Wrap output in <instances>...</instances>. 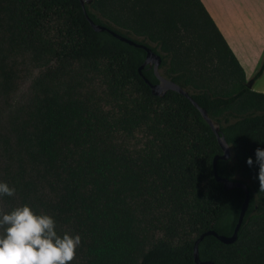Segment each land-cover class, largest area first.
I'll return each instance as SVG.
<instances>
[{
    "label": "trees",
    "instance_id": "16d2710c",
    "mask_svg": "<svg viewBox=\"0 0 264 264\" xmlns=\"http://www.w3.org/2000/svg\"><path fill=\"white\" fill-rule=\"evenodd\" d=\"M0 0L13 40L37 50L45 70L42 128L30 162L0 182V218L28 205L81 237L70 264H197L196 239L232 235L246 193L214 174L217 136L185 95L153 94L147 51L96 22L151 46L161 73L221 124L231 145L221 176L244 182L249 206L233 243L206 235L202 260L264 264V191L255 150L264 149V92L246 73L201 0ZM264 69L261 64L255 77ZM252 157L253 165L247 159ZM7 226L0 227V235Z\"/></svg>",
    "mask_w": 264,
    "mask_h": 264
},
{
    "label": "rangeland",
    "instance_id": "374dc122",
    "mask_svg": "<svg viewBox=\"0 0 264 264\" xmlns=\"http://www.w3.org/2000/svg\"><path fill=\"white\" fill-rule=\"evenodd\" d=\"M194 5L197 4L194 0ZM200 12V11H199ZM44 62L36 49L13 40L2 17L0 32V179L30 162L29 145L42 128Z\"/></svg>",
    "mask_w": 264,
    "mask_h": 264
},
{
    "label": "clouds",
    "instance_id": "9594fccd",
    "mask_svg": "<svg viewBox=\"0 0 264 264\" xmlns=\"http://www.w3.org/2000/svg\"><path fill=\"white\" fill-rule=\"evenodd\" d=\"M229 147L231 145L228 144ZM259 166V190L264 191V149L255 150ZM253 165L252 157L247 159ZM15 189L0 182V196H13ZM7 226L0 235V264H70L75 259L81 237L57 235L55 221L49 215H37L30 206L15 208L0 218V227Z\"/></svg>",
    "mask_w": 264,
    "mask_h": 264
},
{
    "label": "crops",
    "instance_id": "0c3cea01",
    "mask_svg": "<svg viewBox=\"0 0 264 264\" xmlns=\"http://www.w3.org/2000/svg\"><path fill=\"white\" fill-rule=\"evenodd\" d=\"M246 73L247 84L264 92V0H201Z\"/></svg>",
    "mask_w": 264,
    "mask_h": 264
},
{
    "label": "water",
    "instance_id": "95a60500",
    "mask_svg": "<svg viewBox=\"0 0 264 264\" xmlns=\"http://www.w3.org/2000/svg\"><path fill=\"white\" fill-rule=\"evenodd\" d=\"M91 1L92 0H81L82 5L84 7H85V3H90ZM86 15H87L90 23L92 24V26L95 30H97V31L108 30L110 33H112L117 38H119L123 41H126L129 44H132L135 46H141L147 51L146 58H145L144 62L141 64V66L139 67V71L142 72V69L147 64H149L150 66H152L154 68V72L158 78V82L152 83V82H150L149 79L145 78L146 82L150 84L153 94L162 97L166 94L167 91L175 90V91L180 92L181 94L185 95L187 98H189L194 103V105L200 110L204 119L212 127L213 131L215 132V134L217 136L218 142H219V144L223 150L222 154H218L214 158V174L216 176V179L224 184V188L226 190L233 189L234 187H242L245 190L246 196H245V199L242 203V207H241V210L239 213L238 222L235 226L233 234L232 235L219 234L217 231L210 229V230L203 232L195 241L194 258H195V261L197 262V264H214L212 261L202 260L200 258V253H199L200 241L206 235H214L224 243H233L234 241H236V239L238 237V231H239L240 226L243 222L244 216H245L246 211H247L248 206H249V200H250V192L248 190L247 185L244 182H241L240 180H233V179H230L227 177H223L218 172V168H217L218 160L219 159H229L232 155V148L228 146L229 142L227 141L225 134L221 133V124L217 120L213 119L210 116L208 110L205 107H203L202 105H200V103L194 99V97L190 94V92L186 88H184L183 86H181L177 82L173 81L172 79L167 78L166 76H164L161 73L160 64L162 61V56L159 53L155 52L151 46H148L147 44L142 43V42H138V41L130 38L129 36L121 34L120 32H117L116 30H114V29H112L106 25L96 23L88 15V13H86Z\"/></svg>",
    "mask_w": 264,
    "mask_h": 264
}]
</instances>
